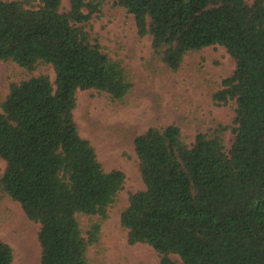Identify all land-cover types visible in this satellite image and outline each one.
Instances as JSON below:
<instances>
[{
	"label": "trees",
	"instance_id": "16d2710c",
	"mask_svg": "<svg viewBox=\"0 0 264 264\" xmlns=\"http://www.w3.org/2000/svg\"><path fill=\"white\" fill-rule=\"evenodd\" d=\"M116 2L169 70L214 44L236 61L212 93L216 104L234 101L228 150L223 123L191 142L174 123L135 137L146 188L130 192L121 213L128 242L151 244L160 264H264V0ZM100 11L98 0H70L68 9L62 0H0V60L55 71L54 80L39 73L12 82L0 107V199L11 196L40 223V264H92L126 178L104 167L75 119L78 90L122 102L135 87L132 71L87 29ZM81 215L98 218L85 229ZM0 264H14L1 237Z\"/></svg>",
	"mask_w": 264,
	"mask_h": 264
},
{
	"label": "rangeland",
	"instance_id": "374dc122",
	"mask_svg": "<svg viewBox=\"0 0 264 264\" xmlns=\"http://www.w3.org/2000/svg\"><path fill=\"white\" fill-rule=\"evenodd\" d=\"M33 4L39 0H29ZM101 11L87 24L104 51L121 59L132 71L135 87L122 102H113L96 89L78 90L75 119L82 136L91 140L107 170L122 169L125 182L118 199L108 208L101 229V240L90 249L92 264H160L151 244L128 242V230L121 224V213L129 204L132 191L146 188L139 169L135 137L151 126L177 124L188 141L200 131L223 123L228 150L234 140L231 128L234 101L216 104L212 93L222 87L223 79L234 71L236 61L219 44L207 46L185 56L176 71L153 56L151 35L140 36L134 14L116 0H98ZM250 4L255 0H247ZM70 0H62L68 9ZM47 73L55 79L52 65H39L29 71L16 61L0 60V107L10 84L31 75ZM6 163L0 156V177ZM97 216L81 215L83 228ZM40 223L28 218L21 204L7 194L0 199V237L11 244L14 264H40ZM173 257L180 260L177 254Z\"/></svg>",
	"mask_w": 264,
	"mask_h": 264
}]
</instances>
